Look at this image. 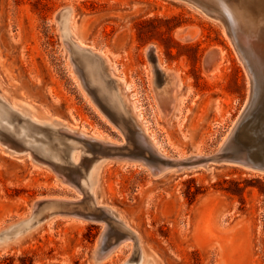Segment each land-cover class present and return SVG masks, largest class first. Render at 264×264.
Listing matches in <instances>:
<instances>
[{
  "label": "rangeland",
  "instance_id": "374dc122",
  "mask_svg": "<svg viewBox=\"0 0 264 264\" xmlns=\"http://www.w3.org/2000/svg\"><path fill=\"white\" fill-rule=\"evenodd\" d=\"M185 1L0 0L4 104L35 126H56L50 130L70 139L63 145L77 138L61 131L69 129L78 138L85 134V140L149 155L105 108L111 93L101 96L104 106L95 97L103 89L96 82L99 67L86 77L79 46L104 60L132 120L162 158L185 163L155 176L129 157L109 158L89 207L73 177L0 139V264H124L139 251L142 264H264V173L226 159L247 154L254 119L243 133L234 129L255 88L261 100L252 117L261 114L256 125H264V82L248 74L223 25ZM162 73L170 84L157 94ZM35 137L45 146L59 141ZM100 207L115 213L114 225L130 239L98 261L103 235L104 249L116 235L106 232V221L74 214H97ZM28 221L32 226L25 229Z\"/></svg>",
  "mask_w": 264,
  "mask_h": 264
},
{
  "label": "bare ground",
  "instance_id": "6f19581e",
  "mask_svg": "<svg viewBox=\"0 0 264 264\" xmlns=\"http://www.w3.org/2000/svg\"><path fill=\"white\" fill-rule=\"evenodd\" d=\"M181 1H184V0H181ZM186 1L192 2L191 4L194 3L195 6H197L199 9L200 8L203 9L201 11L205 12L204 14L207 13L211 19H213L215 21H219L223 25L226 34L230 37L233 45L236 47L237 51L239 52V57H241L243 63L245 64L246 69L248 71V74L252 77V79L257 78V79L264 82V0H186ZM76 46H77V44H76ZM71 49H72V47H71ZM149 49H151V51H152V48L149 47ZM153 51H154V49H153ZM76 54H77V61H78L79 65L83 68L84 73H86L87 75L93 74V67L94 66L97 65V67H99V74L100 75H99V77L97 76L96 82H97V84L100 83V85L101 84L103 85V87L101 85V87L103 88L102 89L103 93L100 91H96L95 97L101 103V102H103V99L105 97H108V93H111L112 98L111 97H109V98H110L112 106H110L111 104L109 103L110 105L109 104H108V106L106 105L105 108L110 113V115L114 118V120L117 122V124L119 126H121L124 129V131L129 135V137L134 141V143H136L137 148H140L142 150L143 149L146 150V152L149 153V155H145V154H142L141 156H138L139 154L135 155L134 154L135 152L132 153L133 149H135V148H133L132 151L130 150V148H129V150L126 149L125 151H123V148L118 149L116 144H115L116 147H114V146L112 147V146H110L112 144L111 142H105L102 139L98 140L99 144L97 142H94L93 137L89 138V140L88 139L85 140V138H86L85 134L80 135L78 138L79 132L76 133L73 130H69V129H65V130L61 129V131H63L62 133L66 132V134H69V135H72V134L75 136L77 135V138L76 137L73 139L71 138L73 141V144H69V145L64 144L63 145L62 140L67 139L70 141V139L65 137V136L58 135V133L52 132L50 130V129H55L56 126H54L52 124H48L47 127L41 128V127L35 126V125L27 122L23 117L16 114L12 109H10L6 104H4V102L2 101L3 98H0V139L3 140L5 143L10 144L15 149L31 150L33 153L36 154V156L38 158L44 160L46 163L51 165L53 167V170L56 169L57 171L62 173L65 176V178H66V176H67V178L73 177L72 182L78 188V190H79L78 192L80 194H85V196H87L90 199V202L88 204L89 207H92L91 205L96 200L95 199V194H96L95 187H96V183H97L98 178H99L100 170H101L102 166L105 164V162L108 161L109 158L113 159V160L114 159L119 160V159H126V157H129L130 159H132V161H136V162L139 161L142 163V165L148 166L149 169L151 170V172L155 176H160L163 172L167 171L172 166H183L185 164L184 160L177 162V163H173L170 161L168 162L167 160L165 161L162 158L164 155L162 154L160 149L156 145H153L147 139L148 137H146V135L140 131V129L138 128V125L135 124V122L132 120V118L129 114L128 108H127L126 104L124 103L123 98L121 97L117 82L115 80L108 79V77H107L108 74L106 73V69H105L106 65H105L104 60H95L94 61L92 59V57H90L88 55L89 51L87 49H82L81 47L79 48V46L76 47ZM93 55H94V53H93ZM77 65L78 64H76L75 66H77ZM80 66H78V68ZM212 66H215V65L212 64ZM212 66H210V67L212 68ZM90 70H91V73H90ZM153 71L156 73L157 72L156 68L154 69V67H153ZM79 76H81V75H79ZM159 77H161V80H160L161 86H160V88H156L158 90L157 94L165 92L167 90V88L169 87V84H170V80H168L167 77L163 73L161 75H159ZM251 77H250V81H251ZM80 78H82V77H80ZM156 78H158V77L155 75L154 76L155 84L158 83ZM253 81H251V82H253ZM174 82H175V80H174ZM175 84H174V86H175ZM253 84H254V82H253ZM255 84H256V82H255ZM84 85H86V84H84ZM262 85H264V83ZM262 85H260V86H262ZM176 89H177V86H176ZM171 91H173V90H171ZM259 92H261V91H259ZM101 96L102 97L104 96V98L101 99L102 98ZM162 96H164V95H162ZM259 96L261 97L260 94H259ZM251 99H250V102H251ZM162 100H164V99H162ZM262 103H263V101H262ZM101 104L104 106L103 103H101ZM255 104L257 105L258 103H255ZM257 107H259V106H257ZM13 108H15V107L13 106ZM38 121H39V119H38ZM249 123H251V122H249ZM263 124L264 123H262V125ZM257 127H259V126H257ZM260 128H262V129H260ZM256 129L258 132H248V135H246L247 133H245V135L247 136V141H248V144L246 142V144H247L246 145L247 146L246 156H242L241 158H233L232 160H229L228 158H226L227 161L240 164V165L247 167V168L254 169L253 165L247 160V158L251 157V156H253V157L264 156V125L259 127V128H256ZM83 130L85 131V129H83ZM260 130H262V131H260ZM36 133H44V135L48 138H50L51 136L58 137L59 141L56 144L47 143L46 146L43 144H38L39 139L35 137ZM242 139H243V137H242ZM225 143L228 144V142H225ZM229 144H231V143H229ZM231 145H233V142ZM123 147H125V146H123ZM78 148H80L81 151H77ZM226 149H227V146H226ZM223 151H224V149H223ZM229 152H230V150H229ZM231 152H233V150ZM222 154H224V153H222ZM237 155H238V153H237ZM231 158H232V156H231ZM193 160H195V164L199 165L200 167H207V165H208V161L201 159V157H199V156L198 157L194 156ZM217 160H220V159H217ZM80 163H82V165H80ZM133 164H134V162H133ZM60 177H63V176H60ZM72 182H71V184H72ZM82 198H84V195H82ZM64 201H67V200H64ZM76 202H79V200ZM39 203L37 202L38 205H39ZM81 203H82V199H81ZM100 208H101V210L94 209L97 214H92V211L90 213H87V215L74 214L75 217L77 216V218L82 217V218L88 219L90 221L91 220H93V221H95V220L106 221L105 222V223H107V225L105 224L106 225L105 226L106 232L107 231L112 232L116 235L117 242L115 244H113L110 248H105V249L102 247V244H105L103 242L105 240L106 235H103L101 244L98 243V244H100V248H98L99 250H97V252H96L98 261L109 257L115 250H117L118 248L119 249L122 248L120 246L124 245L125 242H127V240L130 239V237H128L126 234H124V232H126V229L123 226H121V225L115 226L114 225V218L116 217L115 213L112 210H110L109 208H103V207H100ZM50 211H51V209H50ZM52 214H53L52 212L48 213V215L46 213V216L49 217ZM56 214H59V212H57ZM50 219H51V217H50ZM120 219H119V221L122 222V218H120ZM31 221H33V220H31ZM35 221H37V220H35ZM30 222L29 221L26 222L25 229H28V228H30V226H32V224ZM25 229H23V230H25ZM5 238H7V237H5ZM1 240H3V239H1ZM132 240L133 239H131V241ZM134 250H135V248H134ZM3 251H5V250H3ZM137 253L138 252H136V254ZM142 259H143V257H142L141 251H139V254L136 258L129 259L124 264H142Z\"/></svg>",
  "mask_w": 264,
  "mask_h": 264
},
{
  "label": "water",
  "instance_id": "95a60500",
  "mask_svg": "<svg viewBox=\"0 0 264 264\" xmlns=\"http://www.w3.org/2000/svg\"><path fill=\"white\" fill-rule=\"evenodd\" d=\"M153 51V49H152ZM90 57H92V59L95 60H100L96 55H92L89 51L88 54ZM84 72V71H83ZM91 73V70H90ZM86 77H89L91 75H87L85 73ZM264 86H262L263 88ZM259 100H261V98L259 97V92H257L256 88H255V92L254 95L252 97L251 103L249 108L246 110L245 114L242 115V117L238 120L237 125L234 129V134H241L242 132L246 131L247 126L249 124V122L251 120H253L254 124L251 126V128L248 130V132H258L256 127L258 125V122H260L262 120L261 114H259L256 118H253V113H254V109H255V103L258 102ZM262 131V130H260ZM247 138V137H246ZM247 160L253 165L254 169H257L258 171H261L264 173V156H260V157H248Z\"/></svg>",
  "mask_w": 264,
  "mask_h": 264
}]
</instances>
